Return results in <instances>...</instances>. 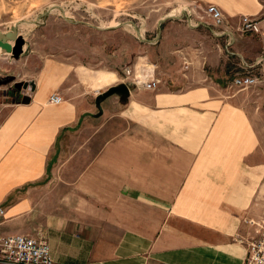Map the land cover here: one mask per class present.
Masks as SVG:
<instances>
[{
  "label": "crops",
  "instance_id": "1",
  "mask_svg": "<svg viewBox=\"0 0 264 264\" xmlns=\"http://www.w3.org/2000/svg\"><path fill=\"white\" fill-rule=\"evenodd\" d=\"M159 2L171 12L157 28L171 18L137 58L123 28L84 40L67 23L57 48L35 58L25 44L24 88L0 99V235L45 241L54 264H243L256 237L264 115L260 98L229 84L264 75V0ZM243 16L258 34L240 33ZM121 84L128 95L97 101Z\"/></svg>",
  "mask_w": 264,
  "mask_h": 264
},
{
  "label": "rangeland",
  "instance_id": "2",
  "mask_svg": "<svg viewBox=\"0 0 264 264\" xmlns=\"http://www.w3.org/2000/svg\"><path fill=\"white\" fill-rule=\"evenodd\" d=\"M170 10L169 5L160 3L159 0H130L129 9L126 8L124 11L121 0H0V31L4 33L15 27L25 39V44L31 45L35 58H37L41 55L43 48L49 45L57 48L59 41L65 42L63 30L68 27L67 23H74L77 27L73 34L77 33L84 40L98 31L97 28H123V32L130 36L131 57L137 58V54L143 51L144 45L146 44V50L149 46H147V41H141L138 38L136 29L139 30L143 40L155 37L158 31L156 20L169 14ZM195 10L202 13L199 8ZM46 12L44 17H40ZM173 14L176 15V13ZM196 18L198 19V15ZM138 22L142 25H136ZM82 51L84 55L89 50L83 47ZM86 54L89 62L95 63L96 58L99 60V57L91 50ZM134 60L131 58L130 66ZM20 64L19 59L15 60L10 54H3L0 51V99L7 96L9 92L21 91L24 88L16 72ZM148 64L151 63L148 62ZM152 67L150 66L149 69ZM252 74L261 77V80L257 86L244 92L260 98L258 113L264 115V100L262 99L264 75Z\"/></svg>",
  "mask_w": 264,
  "mask_h": 264
},
{
  "label": "built area",
  "instance_id": "3",
  "mask_svg": "<svg viewBox=\"0 0 264 264\" xmlns=\"http://www.w3.org/2000/svg\"><path fill=\"white\" fill-rule=\"evenodd\" d=\"M204 13L215 26L219 27L224 24L223 13L215 5H207ZM239 31L242 34H258L260 32L258 19L250 16L241 17ZM262 61L263 59H259L255 65L249 67L258 66ZM252 73L248 70L235 74L229 87L246 90L257 86L260 79ZM125 74L129 75L130 72L126 70ZM158 84L159 81L153 79L145 83L144 88L154 91ZM61 102L62 99L57 94L51 95L48 99V103L52 105H59ZM4 216L5 210L0 206V220ZM250 223L256 229V237L247 245L243 264H264V213L258 220L250 221ZM0 264H54V262L50 256V249L43 240L25 235H0Z\"/></svg>",
  "mask_w": 264,
  "mask_h": 264
},
{
  "label": "water",
  "instance_id": "4",
  "mask_svg": "<svg viewBox=\"0 0 264 264\" xmlns=\"http://www.w3.org/2000/svg\"><path fill=\"white\" fill-rule=\"evenodd\" d=\"M46 14L47 12L40 15V17H44ZM40 17L38 18V20L40 19ZM169 18L171 17H164L161 20H159L158 29H160L161 23H163L165 20ZM131 24L135 26L133 23ZM97 29L107 30V29H111V27H107L104 29H101V28H97ZM136 34L141 41H145L141 39V34L138 29H136ZM24 46H25V39L17 32V29L15 27L13 30L7 31L4 33L0 31V51L1 53L10 54L13 59L17 60L23 54ZM112 95H128V89L126 85L121 84V85L113 86L107 89L104 93H102L101 95L97 97V101L99 102ZM27 102H28V99L23 100V103H27Z\"/></svg>",
  "mask_w": 264,
  "mask_h": 264
},
{
  "label": "bare ground",
  "instance_id": "5",
  "mask_svg": "<svg viewBox=\"0 0 264 264\" xmlns=\"http://www.w3.org/2000/svg\"><path fill=\"white\" fill-rule=\"evenodd\" d=\"M55 8H56V7H55ZM55 8H54V9H55ZM56 10H58V9H56ZM51 11H53V10H51Z\"/></svg>",
  "mask_w": 264,
  "mask_h": 264
}]
</instances>
